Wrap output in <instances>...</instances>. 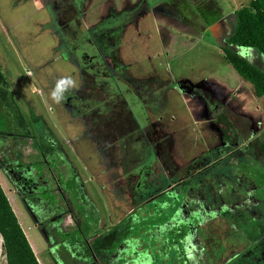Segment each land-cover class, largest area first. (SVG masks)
Returning a JSON list of instances; mask_svg holds the SVG:
<instances>
[{
  "label": "rangeland",
  "instance_id": "1",
  "mask_svg": "<svg viewBox=\"0 0 264 264\" xmlns=\"http://www.w3.org/2000/svg\"><path fill=\"white\" fill-rule=\"evenodd\" d=\"M37 1L43 7L38 12L33 0H0V69L20 113L33 104L52 135L61 139L59 149L79 174L75 186L82 182L79 207L87 219L95 218L97 210L101 214L95 264H162L167 257V264H180L183 255L197 264H230L228 256L246 252L250 247L244 235L230 237L239 231L232 234L229 226L207 215L245 211L264 227V96L257 97L223 55L234 12L248 0H77L84 3L76 2L77 8L72 0ZM47 19L46 25H63L64 31L51 36L49 28L39 25ZM103 20L106 28L90 31ZM63 40L69 48L74 45L76 59L59 50ZM109 43L116 52L101 50L111 48ZM258 64L264 69L263 62ZM61 77H71L76 87L62 92L68 82L56 88ZM204 87L218 98L210 103L209 114L207 97L200 95L206 94ZM54 89L63 96L60 103L51 96ZM110 95L117 99L106 101ZM223 105L230 110L223 112ZM94 108L99 112L92 120ZM222 113L228 120L224 114L219 119ZM3 122L0 116V128ZM129 125L141 129L131 132L138 138H118V131ZM142 128L153 142L143 143ZM228 130L227 138L220 134ZM155 133L170 135L173 162L182 168L179 177L197 175L182 185L170 181L165 186L173 177ZM131 148L136 157L129 159L124 153ZM228 149L234 151L227 154ZM219 154L223 159L207 171L204 163L189 169L192 159ZM46 161L67 175L69 164L62 156L52 153ZM69 182L65 179L64 187ZM0 184L40 264H57V259L72 264L74 255L57 232L50 253L44 233L1 169ZM132 192L143 197L133 199ZM71 198L66 199L70 211L61 216L68 226L71 212L76 218L79 213ZM139 203L141 211L130 220L132 206ZM126 216L130 231L122 228L121 237L115 232L106 238L107 228ZM177 234L184 247L180 240L170 242ZM0 264H6L1 237Z\"/></svg>",
  "mask_w": 264,
  "mask_h": 264
},
{
  "label": "trees",
  "instance_id": "2",
  "mask_svg": "<svg viewBox=\"0 0 264 264\" xmlns=\"http://www.w3.org/2000/svg\"><path fill=\"white\" fill-rule=\"evenodd\" d=\"M234 15L235 24L233 26V32L227 40L228 45L232 47H223L224 58L228 63L232 65V67L243 79L252 84L254 94L257 97H262L264 96V69L261 67V64H258V62L264 63V0H248L246 3L242 4L235 10ZM105 23L106 20L101 21L96 26L91 27L90 31L93 32L101 27L106 28ZM110 44L111 48H101V50L106 51L107 49H110L113 52H116L117 48H113L114 44L112 43H109L108 45ZM222 159L223 158L216 159L213 163L210 164L211 167L216 165ZM205 170L208 169L205 168ZM69 172L70 173L68 175H65L67 177H63L60 173L58 174L55 192L51 196H49V200L52 201V203L48 206L50 212L42 207H33L31 203H29V209L32 213L35 214L36 217L49 219V222H54L55 220L58 221L55 225L52 223L48 224H51L52 227L55 226L54 231L57 232L59 236L58 240H61L59 242H62L63 245L65 244L68 247V251H70V254L74 255L71 257L72 264H95V262L97 261L96 254L98 252L97 242L102 239L101 233H103V230L98 227V223H100L101 220V214L97 210L95 213V218L97 219L96 221L94 216H89V219H87L89 214L87 215L84 212V208L82 206L79 207V204L81 203V201H83L79 200V198L81 197L82 189L79 184L75 186L74 182L76 178H78L79 174L75 171V169H70ZM73 178H75V180ZM189 178L191 177H188L187 179L189 180ZM65 179L70 181L68 183L70 185L67 187H64ZM76 182H78V180ZM132 195L133 199L137 197L136 200H139L141 197H143L141 193L134 195L132 192ZM70 196H72V198ZM67 198H71L73 207L75 206L77 211H79L77 218L73 216L71 212L73 222L70 223L69 226L66 225L64 223V220L62 221L61 218L63 213L65 215L70 211L69 209H67L66 205ZM87 201L86 204L91 210V200L88 199ZM142 203L136 205L132 209V212L129 213L131 215L130 220L133 213L141 211V209L137 208H139ZM228 210L230 211L221 213V218H215V216L219 215L218 213L216 215H207L208 219L213 218L211 220L212 222H216V224H220L221 226H224V224L226 226H229L232 234L239 231V234L237 235H231L228 233L230 237H240V235L245 236L244 232H242V229L240 228L242 220L245 218L250 220L254 219L248 217L245 211L239 212L237 214V211L234 212L235 210ZM50 217L55 219H51ZM128 217L126 216L120 219L116 226L108 227V230H106L104 236L107 238L117 232V237H121V235L119 234H121L120 230L122 228H128V231H130L131 225ZM221 221L223 223H221ZM42 227L44 235L49 242H52L54 240L52 239V229L47 228L46 226ZM0 237L2 239V246L6 264H40L1 184ZM135 238L138 239L139 237L135 236ZM177 240H180V245L184 247V241H182L181 238L178 237V234L176 237L174 236L173 239L170 240V242L174 245V241ZM247 243L248 244H246V247L249 246L250 242L247 241ZM141 249H143L142 246L139 248V250ZM186 252L187 251H184L185 254ZM237 254H239V252L228 256L226 260H230L236 257ZM170 258L167 257L164 260L160 261L162 264H167V261L170 260ZM55 261H57V264H63L60 263L58 259ZM180 264L197 263L189 261L188 257L186 255H183L180 258Z\"/></svg>",
  "mask_w": 264,
  "mask_h": 264
},
{
  "label": "flooded vegetation",
  "instance_id": "3",
  "mask_svg": "<svg viewBox=\"0 0 264 264\" xmlns=\"http://www.w3.org/2000/svg\"><path fill=\"white\" fill-rule=\"evenodd\" d=\"M96 31H100V29H96ZM219 35V34H218ZM66 41H64V47L69 48V44L66 45ZM68 58L72 57V59H76V55H74V52H66ZM200 86V85H198ZM201 87V86H200ZM205 88V87H204ZM203 88V90H204ZM8 90L5 94V90ZM87 92V90H86ZM85 92V93H86ZM205 93H201L200 95H205L207 99L205 98L207 104V112L210 113V103L212 101L218 100V98L211 92L208 88H205ZM4 95V96H3ZM14 92L10 87L7 85L5 81V76L0 71V116L4 117V127L0 128V169L2 170V173L5 174L7 179L11 182V184L14 187V192L18 196L17 198L22 201L24 204V207L30 217L35 220V225L39 227L40 230L43 229L42 226H46L48 223L57 224V220L54 222H49V219H43L40 217H36L34 213H32L29 209V203L33 207H42L49 211L48 206L52 203L51 200H49V196H51L55 192V188L57 186V178L58 174L61 173L60 170H56L54 166H51L46 161L50 155L57 154L58 156H62L63 160H66L69 164V168L67 170V175L70 173V169H74L69 162L68 158L64 155V153L59 149L61 146L59 141L61 139L55 135H52V131L50 129L49 124L44 121L41 117V114H37L36 110L32 105L29 106V108L26 109V114L24 112L20 113L19 105L14 100ZM83 95V94H81ZM84 98V95H83ZM115 101L117 99V96L110 95L107 100ZM153 98L145 100V102L151 101ZM12 100V101H11ZM98 105H95L96 107ZM217 104L215 105V107ZM227 111H229V107L226 105ZM226 107L223 105V112L225 111ZM93 111H96L94 108ZM99 112V111H98ZM98 112H93L92 120L94 118H98ZM101 113V112H100ZM226 117V113H222L219 115V119L223 117ZM40 115V117H38ZM218 119V121H220ZM225 118H223V121ZM228 120V119H227ZM136 128V130L131 129ZM121 131V133L119 132ZM118 131V138H126L128 141L130 140V136H134V134H138L141 132V129L138 128V126H128L126 130L120 129ZM143 133L141 136L143 137L141 140H143V143L145 144V139L147 141L153 142V139L149 133L146 131V129L142 128ZM220 134L227 138V136H230L229 130L226 134H224L222 131ZM228 134V135H227ZM157 133H155L154 137L155 139L161 138L162 144L165 146L161 147L162 150V160L163 162H167L170 165L169 168H171L170 174L172 175L173 179H170L168 176V181L165 186H169L170 181H172V184L182 185L183 183L188 182L193 176L197 175L195 172L190 173L188 172L187 178L183 179L180 171L182 170L181 165L177 166V163L173 162V157L170 152L169 146H172V142L168 137H165V135L159 134L156 136ZM140 136V137H141ZM136 139L138 136H134ZM134 138V139H135ZM154 139V140H155ZM125 142V140L123 141ZM41 144V145H40ZM45 144V146H43ZM48 144V146H47ZM220 145L216 146L214 149L219 150ZM49 150L51 153L46 155L45 150ZM135 148L128 149L126 153H124L127 158L131 159L136 157L135 154ZM141 149L145 153V148L141 146ZM42 150V151H41ZM238 151L242 152L241 149H237ZM234 150L228 149L226 152L227 154H231ZM140 154V150L138 151ZM222 155H217L216 159H220ZM214 156H207L201 159V157H197L195 159H192L189 163L191 164L189 169H193L196 166L199 167L200 163H204L207 169L211 168V163H213L216 159H214ZM128 159V160H129ZM207 161V162H206ZM20 167V169H18ZM189 170V171H190ZM144 172V170L142 169ZM147 171V170H146ZM207 171V170H204ZM203 171V172H204ZM201 172V171H200ZM147 173V172H146ZM180 174V175H178ZM128 178V176H126ZM75 180V178H73ZM79 179V178H78ZM77 180V178H76ZM75 180V181H76ZM82 183V182H81ZM81 183H79L81 185ZM170 184V186L172 185ZM127 183V187H128ZM130 188V187H129ZM83 190V188H82ZM40 198V201H39ZM42 199V200H41ZM236 212V211H234ZM233 213V212H232ZM237 214L239 212H236ZM49 217V216H48ZM243 217V216H241ZM51 218V217H50ZM55 219V218H51ZM47 227V226H46ZM55 227V226H53ZM242 232H244L245 240L250 242L249 249H247L244 253H239L236 255V257L228 260L230 264H264V227L262 226L261 222L257 219L250 220V219H243L241 223ZM43 232V231H42ZM55 233L54 229L51 231ZM54 236V235H53ZM45 239L47 241L48 250L50 253H52V242H49L48 239L45 236ZM225 260V259H224Z\"/></svg>",
  "mask_w": 264,
  "mask_h": 264
},
{
  "label": "crops",
  "instance_id": "4",
  "mask_svg": "<svg viewBox=\"0 0 264 264\" xmlns=\"http://www.w3.org/2000/svg\"><path fill=\"white\" fill-rule=\"evenodd\" d=\"M73 1V4L74 5H76L75 7L77 8V3L76 2H79V1H77V0H72ZM33 6H34V8H35V10L38 12V11H41V9H43V7H42V4L40 3V2H38L37 0H33ZM78 5H82V6H84V3L83 2H79V4ZM49 16L51 17V18H53L54 20H55V15L51 12V13H49ZM48 21V19L46 20V21H44V23H39V25L40 26H43L44 28H49L48 30H50V32H48L51 36H54L55 35V31H58V32H61L60 30H63V25H61V26H59V28H56V27H50L49 25H46V22ZM2 27V26H1ZM2 29V31H4V33H5V30H4V28H1ZM64 31V30H63ZM62 35V34H61ZM65 35L66 36H68V35H70V33H65ZM60 40H61V38H60ZM61 43H62V40H61ZM61 45V44H60ZM75 47H74V45H72V48H65V47H62V45H61V48H59V50L61 51L62 50V53L64 54L65 52H68V54L70 53V52H74L73 51V49H74ZM68 57V56H67ZM2 66H1V69H0V71H1V73L3 74V72H2ZM8 70L10 71V69L8 68ZM222 158V157H221ZM166 182L164 183V185H166V183H167V179L165 180Z\"/></svg>",
  "mask_w": 264,
  "mask_h": 264
},
{
  "label": "clouds",
  "instance_id": "5",
  "mask_svg": "<svg viewBox=\"0 0 264 264\" xmlns=\"http://www.w3.org/2000/svg\"><path fill=\"white\" fill-rule=\"evenodd\" d=\"M90 28H91V27H90ZM228 38H229V37H228ZM228 38H226V44H228V43H227ZM64 41H65V40H63V47H64ZM228 46H230V45H228ZM65 81L68 82V85H67V87H65L64 89L61 90L62 92H64V91H69V90H71V89H73V88L76 87V82H75L74 80H72L71 77H61V78L57 81V83H56V88H59L61 84L65 83ZM51 96H52L53 100H54L56 103H60L61 100L63 99V96H62L61 94H58L57 91H56L55 89L52 91ZM169 189H170V188H169ZM163 192H164L163 190H160L158 193H163ZM133 208H134V207L132 206V209H133ZM39 263H40V262H39Z\"/></svg>",
  "mask_w": 264,
  "mask_h": 264
},
{
  "label": "water",
  "instance_id": "6",
  "mask_svg": "<svg viewBox=\"0 0 264 264\" xmlns=\"http://www.w3.org/2000/svg\"><path fill=\"white\" fill-rule=\"evenodd\" d=\"M230 47H232V46H230ZM234 49V48H233Z\"/></svg>",
  "mask_w": 264,
  "mask_h": 264
}]
</instances>
